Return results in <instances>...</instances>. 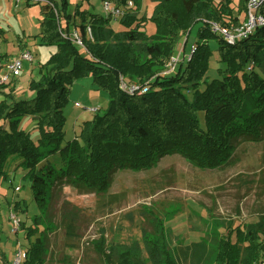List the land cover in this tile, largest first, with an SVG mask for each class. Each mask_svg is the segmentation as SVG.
Segmentation results:
<instances>
[{
  "label": "trees",
  "instance_id": "16d2710c",
  "mask_svg": "<svg viewBox=\"0 0 264 264\" xmlns=\"http://www.w3.org/2000/svg\"><path fill=\"white\" fill-rule=\"evenodd\" d=\"M24 1L26 7L40 5L36 36L40 44L58 50L40 65L39 78L31 80V98H18L13 87L0 92V179L7 178L8 161L18 157L17 167L30 181L39 210H46L56 186L103 191L118 170L147 169L170 154L200 170L230 168L243 141L263 139L264 25L233 42L213 31L214 25L227 32L241 28L250 0H151L156 5L149 17L139 16L141 0H103L126 8L119 18L121 31L112 27V16L90 13L81 4L70 13L67 0ZM259 12L264 13V6ZM149 21L155 33L146 32ZM70 26L81 33L83 47L63 36L70 34ZM195 26L190 54L167 72L174 52L188 41ZM215 53L218 66L209 79ZM85 76L108 94V105L65 141L64 110L71 86ZM131 86L137 89L131 91ZM26 116L32 117L36 139L21 127ZM56 153L63 163L60 168L49 160ZM210 223L197 242L185 244L182 235L168 230L158 238L145 236L127 245L122 240L111 242L101 255L108 264L264 261V216L257 222L227 226L226 235L220 232L225 228L222 221ZM27 229L28 239L38 233L37 228ZM47 250L39 235L27 249L24 264H45Z\"/></svg>",
  "mask_w": 264,
  "mask_h": 264
},
{
  "label": "rangeland",
  "instance_id": "374dc122",
  "mask_svg": "<svg viewBox=\"0 0 264 264\" xmlns=\"http://www.w3.org/2000/svg\"><path fill=\"white\" fill-rule=\"evenodd\" d=\"M21 1L7 21L6 39L0 40V54L12 53L23 47L22 43L27 45L34 61L24 63L21 88L26 91L30 80L39 75L41 62L48 56L44 48L49 47L32 40L39 39L36 36L40 31V5L26 8L25 1ZM142 1L144 8L146 0ZM67 3L70 13L81 4L90 13L104 14L103 0H67ZM112 26L116 28L117 23ZM69 29L70 33L75 30L73 26ZM196 30L197 26L188 41L176 49L173 58L178 60L190 54ZM146 32L155 33V25L150 21ZM211 46L217 49L215 42ZM217 57L215 53L211 58L213 68L207 73L209 79L218 66ZM29 64L35 69H26ZM10 86L13 84L6 87ZM108 101V94L94 85L91 77L74 81L64 110L65 141L78 134L84 121L105 111ZM90 108L98 110L92 112ZM199 115L203 118L202 112ZM31 122L32 117L26 116L21 127L31 131L36 139L39 134ZM19 160L12 157L6 166L7 178L0 179V263L3 264L13 263L18 243L27 250L39 235L48 249L45 264H108L101 253L111 242L122 240L127 245L134 239L158 238L171 230L174 235H182L185 244H190L199 241L212 227L211 219L225 224L220 232L226 235L227 226L257 222L264 216V137L257 143L243 141L236 163L230 168L200 170L179 155L170 154L147 169L118 170L111 185L103 191L56 186L45 211L39 210L35 203L31 183L23 178V168L17 167ZM49 160L57 168L63 166L58 153ZM17 186L20 190H16ZM15 203H19L17 211ZM11 212L25 226L21 225L16 233L11 232ZM117 226L121 227L120 231ZM28 227L38 230L30 239L26 234Z\"/></svg>",
  "mask_w": 264,
  "mask_h": 264
},
{
  "label": "built area",
  "instance_id": "2783aa9c",
  "mask_svg": "<svg viewBox=\"0 0 264 264\" xmlns=\"http://www.w3.org/2000/svg\"><path fill=\"white\" fill-rule=\"evenodd\" d=\"M132 6L133 4L130 3L128 7H132ZM263 6H264V0H250L248 6L249 11L247 13V22L241 28L227 32L226 30L221 29L219 26L214 25L213 31L221 33L231 42H233L235 39L247 38L257 26L264 25V13L259 12V9ZM104 7L108 15L112 16L113 18H121L124 12L126 11L125 7H115L114 5L108 2H104ZM254 11H257L258 13L256 14L254 13ZM87 35L90 39H92L91 29L89 26L87 27ZM63 36L66 38H70L72 42H74L79 47L84 46L82 36L79 30L75 29L70 34L63 33ZM0 60H1V54H0ZM171 60L172 62L170 61L167 64V70H166L167 72L172 71L176 67L179 59L176 60V58H172ZM33 61H34V56L29 50L20 51V53L16 57H14L9 63H6V65L0 71V87L12 85L16 80H18L21 77L24 68V63L25 62L32 63ZM123 87H125V84H123ZM136 89L137 87L135 86L130 87L131 91ZM75 106L80 107L78 103H76ZM89 110L95 112L98 109L90 108ZM16 190H20V187L17 186ZM10 220L12 221V225H13L11 232L16 233L21 226V219L18 217L17 214L11 212ZM26 258H27V250L22 246V244L18 243V247L15 253V258L12 264H24ZM259 264H264V261Z\"/></svg>",
  "mask_w": 264,
  "mask_h": 264
},
{
  "label": "crops",
  "instance_id": "0c3cea01",
  "mask_svg": "<svg viewBox=\"0 0 264 264\" xmlns=\"http://www.w3.org/2000/svg\"><path fill=\"white\" fill-rule=\"evenodd\" d=\"M18 1L19 0H0V40H5L6 39V37H4V34L6 32V26H8L7 21H10L11 18H9V16L14 12V8L16 6H18V4H20L22 2L21 0H20V2H18ZM155 5H156V3L152 2L151 0H146V6H144V8H143V1L141 0L139 6L137 8L138 12H139V16H144V17L150 16L152 14V12H153V9H154ZM103 7H104V2H103ZM101 15L108 16V13H107L105 7H104V14H101ZM114 23H117V27L114 28L116 31L124 30V27L121 24H119V18L112 19L111 25L114 24ZM32 40L35 43L41 45L39 43V39H36V38L33 37ZM21 45H23V47L18 48L16 51H14L12 53L5 52V54H1L0 71L3 69V67L6 65V63H9L14 57H16L20 53V51L27 50V45H24L23 43ZM41 46H43V45H41ZM48 47L49 48H44V51L48 52L47 53L48 56H47V58L45 60H43L41 62V64L46 63L50 59L51 55L56 53L57 50H58L57 46H55V45L48 46ZM15 54H17V55H15ZM38 64H40V63H38ZM26 69H29L30 71H32L33 69H35V67L31 68V66L29 64V65H27ZM39 76H40V74L35 79L37 80L39 78ZM21 83H23L22 77L19 78L18 80H16L13 83V88H14L15 95L18 98H21V97L31 98L34 93L31 90H29V86H28V89L26 91H23L22 88H21ZM2 87H4V86H2ZM2 87H0L1 94H4V92H8L9 89L11 88V86L10 87H5L4 89H2ZM2 98H3V95H0V100ZM31 123L33 124V121ZM2 263L3 262H1L0 264H2Z\"/></svg>",
  "mask_w": 264,
  "mask_h": 264
}]
</instances>
